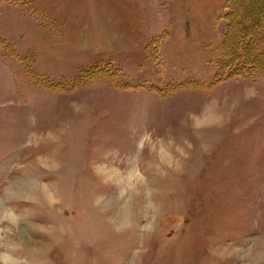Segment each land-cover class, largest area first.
Segmentation results:
<instances>
[{"label":"rangeland","instance_id":"obj_1","mask_svg":"<svg viewBox=\"0 0 264 264\" xmlns=\"http://www.w3.org/2000/svg\"><path fill=\"white\" fill-rule=\"evenodd\" d=\"M260 20L0 0V264H264V76L227 67Z\"/></svg>","mask_w":264,"mask_h":264},{"label":"trees","instance_id":"obj_2","mask_svg":"<svg viewBox=\"0 0 264 264\" xmlns=\"http://www.w3.org/2000/svg\"><path fill=\"white\" fill-rule=\"evenodd\" d=\"M253 2L260 0H251ZM264 1V0H261ZM241 39L239 45L235 48V54L238 56L234 58L232 63H229L227 67L234 72L236 75H244L246 77H255V76H264V23L262 20L256 21L252 28L247 29ZM261 38V43L258 39ZM219 46V45H218ZM225 48L226 43L223 41V44L220 43L221 48ZM260 51V55L255 57V52H252V49ZM251 49V50H250ZM250 55V57H249ZM226 67V66H225ZM186 86H193L189 84H183ZM162 91V90H160ZM162 94V93H161Z\"/></svg>","mask_w":264,"mask_h":264}]
</instances>
